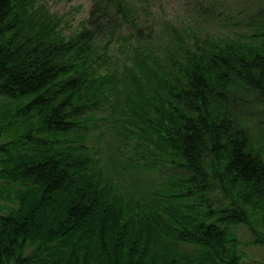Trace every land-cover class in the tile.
Returning a JSON list of instances; mask_svg holds the SVG:
<instances>
[{
    "label": "trees",
    "instance_id": "trees-1",
    "mask_svg": "<svg viewBox=\"0 0 264 264\" xmlns=\"http://www.w3.org/2000/svg\"><path fill=\"white\" fill-rule=\"evenodd\" d=\"M36 3L0 0V264H242L239 225L264 247V41L127 0L66 38ZM103 120L130 186L86 145Z\"/></svg>",
    "mask_w": 264,
    "mask_h": 264
},
{
    "label": "rangeland",
    "instance_id": "rangeland-1",
    "mask_svg": "<svg viewBox=\"0 0 264 264\" xmlns=\"http://www.w3.org/2000/svg\"><path fill=\"white\" fill-rule=\"evenodd\" d=\"M36 6L42 7L53 21L58 23L57 30L69 38L81 30L89 16L93 0H37ZM141 15L145 22H151L156 27L166 24L176 26L187 37H230L240 41H264V0H127ZM252 37V38H251ZM2 101H4L2 99ZM9 107L0 113L9 112ZM108 114L102 115L107 117ZM101 128L93 130L94 136L86 143L92 151L99 150L97 157L101 159L104 171L113 174L116 182L130 186L131 178L128 170L122 174L109 168V159L119 145L130 155L132 137L123 146L118 143V135L109 121H101ZM8 135L0 137V146L10 141ZM10 147V144L9 146ZM125 165L123 164V167ZM118 169V168H117ZM122 176V178L119 177ZM5 200L0 199V203ZM238 240V253L242 264H264V247L252 244L254 234L246 225L235 227Z\"/></svg>",
    "mask_w": 264,
    "mask_h": 264
}]
</instances>
